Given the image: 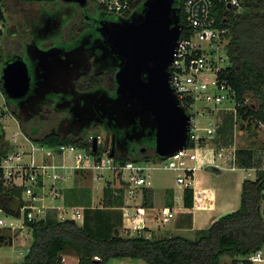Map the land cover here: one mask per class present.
<instances>
[{
    "label": "trees",
    "instance_id": "obj_1",
    "mask_svg": "<svg viewBox=\"0 0 264 264\" xmlns=\"http://www.w3.org/2000/svg\"><path fill=\"white\" fill-rule=\"evenodd\" d=\"M21 1L51 3L57 0ZM128 1L130 9L126 14H130L145 0ZM176 6L181 8L178 2ZM0 18L4 19L1 10ZM181 21L185 22L183 13ZM218 24L229 30L227 51L231 65L223 76L228 77L235 90L237 103L236 114L223 111L218 116L220 127L215 144L220 149L231 147L238 122L241 123V128L251 129L253 123L256 128L264 126V0H245L241 13L228 12L225 18L218 19ZM1 73L2 70L0 83ZM250 95H253L251 102ZM32 130L29 133L22 128L23 133L40 146L73 144L83 149L89 136L78 140L54 134L39 138L35 137L39 132L38 128ZM4 135L5 130L0 123V159L12 150L5 144ZM242 153L236 152L234 165L254 169L251 162L254 154L249 152L250 156L244 158ZM145 157H154V153L134 155L130 159L116 156L115 160L121 163L127 160L140 162L145 161ZM154 159L160 158L154 157L152 160ZM84 176L85 173H82L80 179ZM78 182L79 178L75 184ZM22 191L6 186L0 178V210L19 218L23 206ZM151 195V189L145 190V208L150 203ZM194 197L193 187L185 188L183 204L186 209L194 207ZM94 198L90 187L74 186L67 193L66 205L85 208L82 224L73 220L60 221L55 216L27 221L26 226L32 231L33 243L21 264H65L64 255L68 253L78 257L77 264H111L114 259H138L145 264H221L224 257H229L236 264L237 257H247L264 247V169L257 172L256 179L243 181L239 210L220 217L209 228L195 232L194 238L175 234H151L147 238L145 234L130 235L129 231L124 235L121 210L123 198L116 196L115 189L109 185L103 189L100 206L93 205ZM174 205L175 198L172 195L167 206L173 208ZM145 232L149 230L146 229ZM0 240L4 241V238L1 237ZM9 243H12L11 239ZM245 264L253 263L245 261Z\"/></svg>",
    "mask_w": 264,
    "mask_h": 264
},
{
    "label": "built area",
    "instance_id": "obj_2",
    "mask_svg": "<svg viewBox=\"0 0 264 264\" xmlns=\"http://www.w3.org/2000/svg\"><path fill=\"white\" fill-rule=\"evenodd\" d=\"M245 0H183L181 13L185 22L175 61L170 68L171 86L180 105L191 116V129L186 148L172 157L160 158L155 164L149 161L127 160L116 162L111 147L107 146L103 134H89L83 149L73 144L58 147L40 146L24 150H11L0 159V178L6 186L22 189L23 206L20 211L22 227L26 222L44 219L51 212L58 211L64 221L84 222V207L66 205L67 193L74 188L82 173L91 175L94 183L103 182L115 189V195L122 197L124 205L123 227L141 236L147 226V210L143 206L145 190L153 188L152 172L173 171L178 188L184 192L192 187L195 175L206 168L222 170L223 159L229 148L215 149L218 137L219 114L223 111L236 114L235 90L223 73L231 65L227 44L229 30L218 24L220 17L228 12L241 13ZM107 12L123 14L130 9L128 0H101ZM233 106H232V105ZM203 106L213 120L201 127L196 118ZM203 113V114H204ZM3 114L0 110V117ZM29 140V139H28ZM18 134L14 133L13 143ZM98 151L93 152L94 142ZM21 147V148H22ZM41 152V157H36ZM177 198V199H176ZM140 199V202L137 200ZM183 199V193L175 200ZM95 198L93 200L94 205ZM57 202L63 203L57 206ZM95 206V205H94ZM174 208L164 207L156 218L158 227H165L175 217ZM70 212V213H69ZM57 213V212H56ZM69 213V214H68ZM61 221V220H60ZM28 227V226H26ZM147 238L150 235H146ZM263 249L247 256L237 257L236 264H253L264 261ZM64 260V259H63ZM228 264H234L231 260Z\"/></svg>",
    "mask_w": 264,
    "mask_h": 264
},
{
    "label": "water",
    "instance_id": "obj_3",
    "mask_svg": "<svg viewBox=\"0 0 264 264\" xmlns=\"http://www.w3.org/2000/svg\"><path fill=\"white\" fill-rule=\"evenodd\" d=\"M85 3L86 0H78ZM177 0H145L140 12L129 19L102 23L100 32L121 63L117 73V95L111 98L103 91L89 95V102L72 110L74 121L81 128H90L93 122L113 124L126 130L125 140L141 143L148 140L154 147V157L168 158L186 148L191 129V116L180 105L171 86L170 68L175 61L179 41L184 30L181 8ZM83 47V46H82ZM71 50L61 56L62 49H42L34 46L41 75L31 92V76L23 57L5 65L1 73L2 90L11 100H19L20 108L37 105L53 91L52 83L72 67L71 57L82 50ZM60 51L57 58L54 51ZM57 59V60H55ZM152 140V141H150ZM111 157H116L115 137ZM98 151L94 142L93 152ZM145 149H143V152ZM154 157H145L152 160Z\"/></svg>",
    "mask_w": 264,
    "mask_h": 264
},
{
    "label": "flooded vegetation",
    "instance_id": "obj_4",
    "mask_svg": "<svg viewBox=\"0 0 264 264\" xmlns=\"http://www.w3.org/2000/svg\"><path fill=\"white\" fill-rule=\"evenodd\" d=\"M177 2L182 5L183 0ZM142 5L130 14H117L107 12L97 0H86L85 3L78 0H57L49 3L48 8H39L37 15H33L30 21L26 18H10L11 25H15V28L6 29L5 39L14 42L15 50L0 54V70L16 57H23L31 76L30 94L36 87L37 75L42 73L37 69V63L30 59L36 56L34 46L45 50L60 48L63 51L62 57L66 52L83 46L80 52L71 57L72 67L62 73L60 80L52 83L53 91L40 104H28L20 108L19 100H11L6 96L8 110L19 120L21 129L25 128L31 133L33 128H38V134H41L44 123L52 126L43 137L54 134L77 140L96 131H103L109 139L111 150L114 148L112 139L115 137V152L118 157L130 159L134 155L154 153V147L148 144L147 139L141 143H129L124 139L126 130L116 129L107 120L102 123L93 122L90 128L82 129L81 124L74 121L72 113L75 106H83L89 102V95L96 91H103L111 98L116 97L117 73L121 60L102 37L101 24L117 22L120 18L129 19L133 13L141 11ZM28 49L31 51L30 57ZM59 52L56 50L51 56L57 58Z\"/></svg>",
    "mask_w": 264,
    "mask_h": 264
},
{
    "label": "rangeland",
    "instance_id": "obj_5",
    "mask_svg": "<svg viewBox=\"0 0 264 264\" xmlns=\"http://www.w3.org/2000/svg\"><path fill=\"white\" fill-rule=\"evenodd\" d=\"M19 1L21 0H0V10L4 18L3 20L0 18V38H1L0 54L1 53L7 54L12 52V50H15V48H13L14 42L12 40L5 39L6 29L11 28L13 30V27L15 28V25H11L12 24V22H10L11 17L13 19L15 18L14 20L18 18L23 20V18H26L27 20L30 21V18L33 17V15H37L36 12L38 11L39 8H48L49 6V3L33 2V3L21 4ZM251 98L253 100V95H250L249 97L250 102H251ZM0 110L2 113H4V115L0 117V123L1 125H3V129L5 130V135L3 139L5 141V144L9 145L12 148V150L15 149L19 151L24 150L25 149L24 147L26 146H29L26 149H32V147H38V144L34 143L23 133L20 124L18 123L19 120H16V118L9 112L7 97L2 91L1 83H0ZM199 111L200 112L196 116L199 125L201 127L207 126L209 122L213 120V118L207 115L206 113H204L205 109L203 106H200ZM51 126H48L43 123L42 126L43 129H41V134H38L35 137H39V138L42 137V135L48 132ZM234 132H235L234 140L231 147L229 148V151L225 153L223 159H219V161L224 166L223 171L221 170L223 175L222 176L217 175L216 172L213 170V168L204 170V174L206 173L208 174V172L212 173L211 176L215 184L220 187L223 184H225V186H227L228 184L230 185L231 183L235 184L234 182L236 178L237 181L242 180L243 177H246L247 179H256L257 172H259L260 169H264V126L261 125L260 127L256 128L255 124L253 123L251 129L241 128V123L238 122L235 126ZM14 133L18 134L17 143H13ZM98 133L103 134L105 136L106 142L108 146H110L109 139H107L108 137L103 131L102 132L96 131L91 134L94 135ZM20 144L24 147H22ZM213 148L217 149L218 147L215 144L213 145ZM239 151L243 152L242 157L244 158H248L250 156L249 152H252L254 154L253 159L251 161L255 166L254 169H250L247 171L236 170V173H232L230 171V169L232 168L231 165L236 161V152ZM36 157L39 159L41 157V152H37ZM156 162H159V160L154 159L150 161V163L152 164H155ZM152 181L154 188V189L152 188V190H155V192H157L158 195H160L162 192H165L166 189L171 190L173 188L181 192L176 182V174L173 171H167V170L153 171ZM75 186L76 187L80 186L81 188L90 187L92 189L93 182L91 180V175L87 174L86 176H84V178L81 179L79 178V182L76 183ZM94 186L96 188V190L94 191L92 189L93 194L95 196L94 205L98 207L102 203L101 198H103V189L105 188L106 184L104 185L103 182L98 184L94 183ZM240 197L241 196L238 195L237 210H239L241 206ZM168 200H169V196L165 195L163 199L164 202L163 204L167 205ZM180 201L181 199L175 200L174 207H176V205ZM137 202H140V199H138ZM56 204L57 206L63 205V203L61 202H57ZM49 212L51 213L48 214L47 217L55 216L58 220L64 221L63 219L60 218V213H58V211L54 210ZM128 233L130 235H137L135 231H130ZM128 233L127 230L123 231L124 235ZM143 234L149 235L148 232H145V230H143ZM195 234L196 233L191 235L188 234V236L194 238ZM1 237L4 238V241L0 240V264H21L23 258L25 257V255L29 251L30 246L33 243V236L31 229L26 226L22 227V222L20 218L7 215L6 213L0 210V239ZM10 239L12 240V243H9ZM128 260H131L133 264H145L143 261L138 259H128ZM230 261L231 259L229 257H224L222 259L221 264H228ZM255 264H264V261Z\"/></svg>",
    "mask_w": 264,
    "mask_h": 264
},
{
    "label": "crops",
    "instance_id": "obj_6",
    "mask_svg": "<svg viewBox=\"0 0 264 264\" xmlns=\"http://www.w3.org/2000/svg\"><path fill=\"white\" fill-rule=\"evenodd\" d=\"M231 167L232 168L230 171L232 173H236V170H250L238 168L236 165H234V163L231 165ZM206 169L198 171V174L196 173L194 178V183L192 186L195 195L194 207L192 209H186L183 204V199H181V201L178 202L174 208L175 217L172 219L170 224L165 227H158L156 223V217L159 215L160 210L167 206L163 204L164 196H176L183 192H179V190L173 188L171 190L166 189L165 192H162L160 195H158L155 190L151 189L152 195L149 200L150 203L146 208L149 235L154 234L159 236H167L175 234L189 237L188 234L191 235L199 230L207 229L220 217L237 211L238 195L241 196L242 184L246 177H243V179L240 181H237L236 178L234 182L235 184L231 183L227 186L223 184L220 187L215 184L211 176L212 173L208 172V174H204V170ZM213 170L217 175H223V169L221 171L213 168ZM125 230L126 229L123 227L122 233ZM64 262L65 264H77L78 257L73 253L65 254ZM111 264L133 263L128 259H115L111 261Z\"/></svg>",
    "mask_w": 264,
    "mask_h": 264
}]
</instances>
